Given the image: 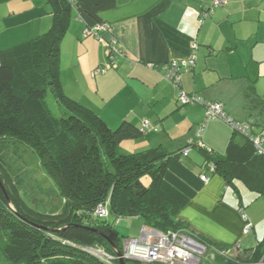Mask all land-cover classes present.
Returning <instances> with one entry per match:
<instances>
[{
  "label": "crops",
  "instance_id": "obj_1",
  "mask_svg": "<svg viewBox=\"0 0 264 264\" xmlns=\"http://www.w3.org/2000/svg\"><path fill=\"white\" fill-rule=\"evenodd\" d=\"M75 1L61 44L66 94L111 129L129 123L137 135L121 142L125 152L196 145L170 163L163 181V191L181 206L178 219L230 248L231 256L255 248L264 240V197L241 181L231 187L208 172L200 148L224 158L231 139L243 142L245 135L222 119L206 121L203 104L183 106L179 98L186 93L219 103L234 122L252 121L257 136L264 132V0H225L219 7L215 0ZM52 23L47 0L0 1V52L46 34ZM113 40L119 53L111 51ZM192 56L195 66L181 71L180 83L165 78L164 66ZM147 121L155 128L143 130ZM261 147L264 153V141ZM203 174L208 183L201 181ZM133 223L142 228L130 238L150 229L138 217ZM247 224L251 229L245 233Z\"/></svg>",
  "mask_w": 264,
  "mask_h": 264
},
{
  "label": "trees",
  "instance_id": "obj_2",
  "mask_svg": "<svg viewBox=\"0 0 264 264\" xmlns=\"http://www.w3.org/2000/svg\"><path fill=\"white\" fill-rule=\"evenodd\" d=\"M47 2L53 15L50 30L0 52V254L5 262L107 264L90 250L115 256L114 245L122 252L130 237L121 235L115 224L138 217L164 234L187 231L205 246L214 264L263 263L264 240L231 256L230 248L193 233L178 219L181 206L163 191V181L170 163L196 145L174 152L163 147L125 152L121 142L137 135L129 123L111 129L92 109L66 94L61 44L76 2ZM255 136L254 130L243 142L234 136L224 158L200 148L208 172L231 187L241 181L264 197V153L256 148ZM24 152L39 160L54 188L33 184ZM209 163L215 165L213 172ZM35 194L48 197L51 204ZM101 206L107 217L96 214Z\"/></svg>",
  "mask_w": 264,
  "mask_h": 264
},
{
  "label": "built area",
  "instance_id": "obj_3",
  "mask_svg": "<svg viewBox=\"0 0 264 264\" xmlns=\"http://www.w3.org/2000/svg\"><path fill=\"white\" fill-rule=\"evenodd\" d=\"M72 4H75V0H68ZM225 0H215L214 7L224 6ZM203 16H207L208 13L203 12ZM108 27L106 25H98L97 30L106 31ZM88 33V31H86ZM116 40H113L111 44L112 53H119V49L116 47ZM193 50L197 49V45L193 44ZM196 62V56H192L188 60L174 61L169 65L164 66L162 69L165 72V78L175 83H180V73L184 70L193 69ZM105 73V69L101 70ZM179 101L183 106L189 104H203L206 109V121L214 119H222L227 121L235 131L242 133L243 135L250 137L254 130V124L252 121L245 124H238L232 119L228 118L219 103H204V101L196 96H189L186 93L180 95ZM205 125V124H204ZM200 128L198 136H200L205 126ZM155 128L150 122L143 123V130ZM264 141V132L260 136L253 137V142L256 148L262 151V142ZM192 144V142L190 143ZM200 146L203 147L201 144ZM190 150L185 151V155L189 154ZM209 170L214 171V163L208 164ZM201 181L208 183L209 178L206 175H201ZM96 214L100 217H107L108 211L103 207H99ZM251 229V224L245 226V233H248ZM206 248L200 242L195 240L187 231L174 232L170 234H164L153 229L144 230L139 237L128 238L123 243L122 258L126 262L144 263V264H200L202 257L205 255ZM94 255L103 260L107 264H114L119 260L117 255L111 256L101 249H91Z\"/></svg>",
  "mask_w": 264,
  "mask_h": 264
},
{
  "label": "rangeland",
  "instance_id": "obj_4",
  "mask_svg": "<svg viewBox=\"0 0 264 264\" xmlns=\"http://www.w3.org/2000/svg\"><path fill=\"white\" fill-rule=\"evenodd\" d=\"M106 31H108V29ZM23 159L25 162V170L30 173L31 178H32V182H34L33 183L34 185L39 186V187L46 189V190H49V189H52L55 187L53 180L50 178V176H48L45 173V171L42 168L41 163L39 162V160L37 158L31 156L28 152H24L23 153ZM35 197L37 198V200L43 199L45 204H51V201L49 200L48 197H45V196L40 195V194H35ZM56 203H58V201H56ZM134 221H135V218H124V219H121L120 221H117L115 226L121 235L128 237L132 234L133 230H135V232L140 233V230L142 228V227H138V228L135 227L134 223H133ZM141 223H143V220H141ZM206 254H207V251H206L205 255L202 257L201 264H214L211 261V259L209 258V256ZM131 263L132 264H144V263H135V262H131ZM0 264H9V263L5 262V260L1 254H0Z\"/></svg>",
  "mask_w": 264,
  "mask_h": 264
},
{
  "label": "water",
  "instance_id": "obj_5",
  "mask_svg": "<svg viewBox=\"0 0 264 264\" xmlns=\"http://www.w3.org/2000/svg\"><path fill=\"white\" fill-rule=\"evenodd\" d=\"M9 203H11L10 200H9ZM112 247H113V251H114V252L116 253V255L119 257V262H120V264H127L126 261L122 258V252L119 251V250L116 248V246L112 245Z\"/></svg>",
  "mask_w": 264,
  "mask_h": 264
},
{
  "label": "clouds",
  "instance_id": "obj_6",
  "mask_svg": "<svg viewBox=\"0 0 264 264\" xmlns=\"http://www.w3.org/2000/svg\"><path fill=\"white\" fill-rule=\"evenodd\" d=\"M150 229H152V228H150ZM154 230V229H153ZM157 231V230H156ZM159 232V231H158ZM207 251V250H206ZM206 253V252H205ZM201 262H202V260H201ZM201 264V263H200Z\"/></svg>",
  "mask_w": 264,
  "mask_h": 264
}]
</instances>
